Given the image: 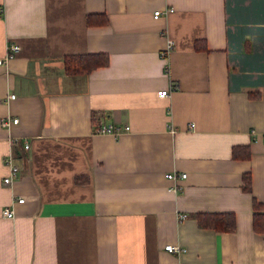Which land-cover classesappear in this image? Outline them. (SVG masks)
Segmentation results:
<instances>
[{"label":"crops","instance_id":"0c3cea01","mask_svg":"<svg viewBox=\"0 0 264 264\" xmlns=\"http://www.w3.org/2000/svg\"><path fill=\"white\" fill-rule=\"evenodd\" d=\"M9 43L0 264H264V0H0V58ZM86 53L108 62L67 73ZM226 212L233 230L199 225Z\"/></svg>","mask_w":264,"mask_h":264},{"label":"trees","instance_id":"16d2710c","mask_svg":"<svg viewBox=\"0 0 264 264\" xmlns=\"http://www.w3.org/2000/svg\"><path fill=\"white\" fill-rule=\"evenodd\" d=\"M108 62V57L99 53L72 54L65 58V70L69 74H87L98 66ZM95 119V114L93 116ZM245 189H251V176L245 175ZM255 211L253 226L256 231L264 232V205L254 202ZM198 222L203 227H213L220 230H233L236 226V217L233 213H221L203 216L198 214Z\"/></svg>","mask_w":264,"mask_h":264},{"label":"built area","instance_id":"2783aa9c","mask_svg":"<svg viewBox=\"0 0 264 264\" xmlns=\"http://www.w3.org/2000/svg\"><path fill=\"white\" fill-rule=\"evenodd\" d=\"M162 13L161 10H156L154 12V17H158L160 14ZM175 46V41L173 39H169L167 42V46L163 49L162 54L166 55L168 54ZM21 46L17 43H9L7 46V55L5 58H0V64L4 62V60H8L9 58L15 56L19 50H20ZM159 96H165L169 94V89H161L158 91ZM16 97L15 93L9 94L8 98L9 99H14ZM19 121V118H11L10 116H4L1 118V125L3 127H10L11 124L13 123H17ZM190 127H194V123L191 122L190 123ZM125 129H129V126H125ZM95 131L97 133H112V134H117V133H121L122 130L119 126L115 125V124H100L95 128ZM25 147L29 148L30 144L28 142L25 143ZM5 163L10 167V173L8 176H6L4 179V183L5 184H10L13 181V178L16 176L17 172L19 171V166L17 165V163L15 162V158L12 154H9L6 158H5ZM179 174L176 173H172L170 172L169 174H167V177L169 178H176ZM186 173H181L180 177H186ZM17 202H23L24 198L20 197L16 200ZM15 214V210L13 208V206H6L5 208H3L2 210V215L4 217H12ZM184 214L179 215V218L182 219L184 218ZM165 249L170 251V252H174V251H185V249L180 248V246L169 243L165 245Z\"/></svg>","mask_w":264,"mask_h":264}]
</instances>
